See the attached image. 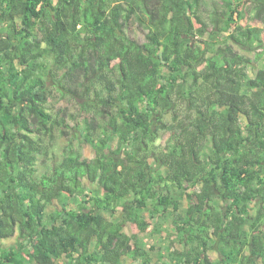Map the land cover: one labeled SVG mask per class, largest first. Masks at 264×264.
Here are the masks:
<instances>
[{"label": "trees", "instance_id": "obj_1", "mask_svg": "<svg viewBox=\"0 0 264 264\" xmlns=\"http://www.w3.org/2000/svg\"><path fill=\"white\" fill-rule=\"evenodd\" d=\"M263 60L264 0H0V264H264Z\"/></svg>", "mask_w": 264, "mask_h": 264}, {"label": "rangeland", "instance_id": "obj_2", "mask_svg": "<svg viewBox=\"0 0 264 264\" xmlns=\"http://www.w3.org/2000/svg\"><path fill=\"white\" fill-rule=\"evenodd\" d=\"M209 10H211V7H209ZM249 55L254 57L253 53H250ZM261 68H264V60L260 61L256 65H251L248 68L249 76L254 77L255 74L258 72V70ZM57 97L52 99V101L50 103V109L53 113H58V112L62 111L65 108V106L67 105L66 101H60ZM69 140H70L69 136H58L57 137V140L55 141L54 147L52 149V154L50 155L51 159L49 158L47 160V162L49 164L58 162L60 160L62 152H63V148L70 143ZM167 143H168L167 136L164 137L159 142V144H162L164 146L167 145ZM93 153L94 152H93L92 147H89L86 151V155L90 156V157L93 156ZM39 169L41 171H44L45 167L40 166ZM86 188H87V191H90L93 196H101L102 195V190L97 185H93V184H90L89 182H86ZM79 200H82V198H79ZM53 210H54V207L47 208L48 213L52 212ZM128 232H130V229H128ZM140 237L144 238L148 244L157 243L158 246H160V245L166 246L167 245V242L162 238L160 239L159 235H157L153 232V229H142L141 233H140ZM2 244L7 245V246H11L13 244V242L3 241ZM213 255L218 256L217 253H213ZM122 264H136V263L132 262L129 259H124L122 261Z\"/></svg>", "mask_w": 264, "mask_h": 264}]
</instances>
